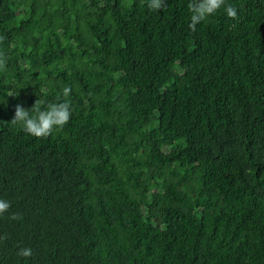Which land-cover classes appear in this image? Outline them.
I'll return each instance as SVG.
<instances>
[{
  "label": "trees",
  "instance_id": "trees-1",
  "mask_svg": "<svg viewBox=\"0 0 264 264\" xmlns=\"http://www.w3.org/2000/svg\"><path fill=\"white\" fill-rule=\"evenodd\" d=\"M190 2L0 0V264H264V0Z\"/></svg>",
  "mask_w": 264,
  "mask_h": 264
},
{
  "label": "clouds",
  "instance_id": "clouds-1",
  "mask_svg": "<svg viewBox=\"0 0 264 264\" xmlns=\"http://www.w3.org/2000/svg\"><path fill=\"white\" fill-rule=\"evenodd\" d=\"M225 0H191L188 8L191 12L189 28L196 30V25L205 20L208 16L213 15L224 5ZM166 6V0H149L148 7L151 10H161ZM226 13L229 18L237 17V10L232 5L226 7ZM4 37L0 36V41ZM6 59L0 54V69L5 68ZM70 87H64L62 95L65 97L63 102L50 103L45 110L41 109L40 102L37 99L31 110L25 109L20 104L15 106V113L11 119L12 124H19L23 131L36 138H46L52 134L54 129H62L71 119V104L67 99L71 94ZM11 95V94H10ZM11 207L10 202L0 199V215H3ZM12 219H19V214H13ZM4 239V237H0ZM18 255L28 258L32 255L31 248L19 249Z\"/></svg>",
  "mask_w": 264,
  "mask_h": 264
}]
</instances>
